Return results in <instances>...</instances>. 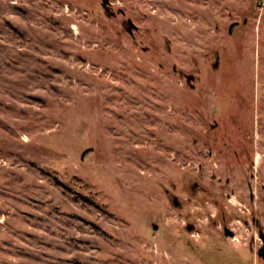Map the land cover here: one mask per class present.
Masks as SVG:
<instances>
[{
	"label": "rangeland",
	"instance_id": "1",
	"mask_svg": "<svg viewBox=\"0 0 264 264\" xmlns=\"http://www.w3.org/2000/svg\"><path fill=\"white\" fill-rule=\"evenodd\" d=\"M259 227L264 0H0V264H264Z\"/></svg>",
	"mask_w": 264,
	"mask_h": 264
},
{
	"label": "flooded vegetation",
	"instance_id": "2",
	"mask_svg": "<svg viewBox=\"0 0 264 264\" xmlns=\"http://www.w3.org/2000/svg\"><path fill=\"white\" fill-rule=\"evenodd\" d=\"M179 203V202H178ZM255 224L258 226L260 223L259 219H255ZM222 225H223V232L226 236L228 237H234L235 236V231L233 230L232 227L228 226L227 222H223L221 221ZM191 227V226H190ZM264 228L263 227H259V233H260V243L258 245V254L260 255V257L263 259L264 261ZM251 250L253 251V245L249 248V251L251 252ZM251 264H253V262L251 261Z\"/></svg>",
	"mask_w": 264,
	"mask_h": 264
},
{
	"label": "water",
	"instance_id": "3",
	"mask_svg": "<svg viewBox=\"0 0 264 264\" xmlns=\"http://www.w3.org/2000/svg\"><path fill=\"white\" fill-rule=\"evenodd\" d=\"M105 3H106V0H105ZM129 23H130L129 28L132 30V27H134V24H133V22H131V21H129ZM187 79H188V81L190 82L192 79H194V76H193V75H188V76H187ZM177 201H178V198L175 197L174 202H175L176 204H178ZM153 227H154V229H157V228H158V225L154 223V224H153Z\"/></svg>",
	"mask_w": 264,
	"mask_h": 264
}]
</instances>
